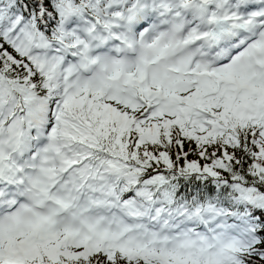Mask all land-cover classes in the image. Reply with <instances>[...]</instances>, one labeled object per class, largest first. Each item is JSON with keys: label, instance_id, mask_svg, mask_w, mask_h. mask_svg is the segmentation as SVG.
Wrapping results in <instances>:
<instances>
[{"label": "snow or ice", "instance_id": "obj_1", "mask_svg": "<svg viewBox=\"0 0 264 264\" xmlns=\"http://www.w3.org/2000/svg\"><path fill=\"white\" fill-rule=\"evenodd\" d=\"M0 264H264V0H0Z\"/></svg>", "mask_w": 264, "mask_h": 264}]
</instances>
